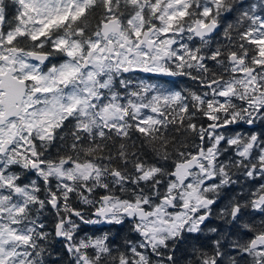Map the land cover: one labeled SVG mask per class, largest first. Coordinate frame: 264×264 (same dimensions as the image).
<instances>
[{"label": "snow or ice", "instance_id": "6c2138e0", "mask_svg": "<svg viewBox=\"0 0 264 264\" xmlns=\"http://www.w3.org/2000/svg\"><path fill=\"white\" fill-rule=\"evenodd\" d=\"M0 264H264V0H0Z\"/></svg>", "mask_w": 264, "mask_h": 264}]
</instances>
